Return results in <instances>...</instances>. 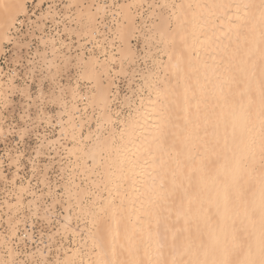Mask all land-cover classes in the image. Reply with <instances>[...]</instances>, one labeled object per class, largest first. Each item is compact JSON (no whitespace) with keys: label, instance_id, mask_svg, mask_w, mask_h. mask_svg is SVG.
<instances>
[{"label":"clouds","instance_id":"1","mask_svg":"<svg viewBox=\"0 0 264 264\" xmlns=\"http://www.w3.org/2000/svg\"><path fill=\"white\" fill-rule=\"evenodd\" d=\"M0 264H264V0H0Z\"/></svg>","mask_w":264,"mask_h":264}]
</instances>
